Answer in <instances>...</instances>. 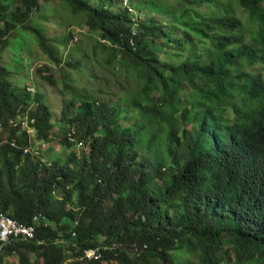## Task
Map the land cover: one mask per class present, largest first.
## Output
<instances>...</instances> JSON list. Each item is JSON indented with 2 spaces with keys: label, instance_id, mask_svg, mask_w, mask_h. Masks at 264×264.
Instances as JSON below:
<instances>
[{
  "label": "trees",
  "instance_id": "obj_1",
  "mask_svg": "<svg viewBox=\"0 0 264 264\" xmlns=\"http://www.w3.org/2000/svg\"><path fill=\"white\" fill-rule=\"evenodd\" d=\"M60 1L97 36L93 51H107L115 79L136 83L135 120L123 126L124 111L79 95L76 116L63 110L71 125L61 126L62 141L68 150L89 143L90 155L72 151L66 164L52 165L32 139H54L53 111L0 65V212L35 228L34 238L3 248L0 264L12 255L16 264H264V71L250 69L264 70V0H238L253 44L227 6L220 18L186 21L174 35L156 17L139 18L134 0V12L124 0ZM41 7L42 0H0V43L32 30L47 50L45 27L33 20ZM196 35L210 39L206 53ZM88 248H101L103 259L80 261ZM182 249L191 259L180 261Z\"/></svg>",
  "mask_w": 264,
  "mask_h": 264
},
{
  "label": "rangeland",
  "instance_id": "obj_2",
  "mask_svg": "<svg viewBox=\"0 0 264 264\" xmlns=\"http://www.w3.org/2000/svg\"><path fill=\"white\" fill-rule=\"evenodd\" d=\"M87 1L96 2L97 0ZM214 1L216 5L213 8L206 0H203V3L197 0H134V8L139 18L142 17L143 20L148 21L151 17H156L160 21V25L165 22L163 23L164 27L171 28L174 35H180L184 32V22H190L193 27L203 18L218 19L225 13L222 7L227 6L231 10L230 14L235 16L239 22L244 23L245 28L241 32L243 39L253 44L254 40L251 34L253 25L249 23L247 13L240 6L239 1ZM33 20L37 26L45 27L48 49L44 50L41 47L35 32L22 30V34L18 38H12L11 45L4 47L0 43V65L9 66L13 72L11 79L15 85L25 88L31 93L39 91L43 95L45 102L53 111L55 126L52 133L54 139L50 143L42 145L41 142H34L33 139L32 142L35 148L40 151L43 160L51 162L52 165L56 160H59L58 162L64 165L72 151L79 154L84 152L86 156H89L91 146L88 143L81 148L75 146L71 150L65 149L61 126L68 127L71 124H64L63 110L66 109V113L69 111L72 116H76L81 111L82 101L79 95H82L91 98L92 101L96 100L108 107H116L120 111H124V116L129 121L125 122L124 117H121L120 123L127 127L132 125L135 120V115L131 112L129 105L130 98L138 88L136 83L124 74H121L118 80L115 79L117 69H113L111 65H105L107 51L100 47L93 51L97 36L88 31L85 23L78 24L77 18L72 15L64 1L42 0V7L35 11ZM215 33L221 34V38L230 36L228 30H216ZM67 36L69 41L66 45L64 40L67 39ZM194 39L199 51L206 53L209 50L211 46L209 38L204 39L200 35H196ZM73 43H77L78 46H72ZM160 57L161 60L168 61V56L165 54H161ZM174 62L176 61L174 60ZM250 69L264 71L259 65ZM94 90H100V95L98 96ZM31 107L33 108L34 104ZM182 108L185 109L186 105ZM27 131L32 134V138L34 136L32 128L28 127ZM6 135L7 133H4L2 138L5 139ZM138 162H145L144 157H139ZM121 195V192H118L115 197L120 198ZM56 196H61V193ZM182 250L185 251V249ZM179 251L181 250L177 248L172 252V255ZM181 256L185 259L180 260L177 256L174 257L180 261L191 259L187 252ZM231 258L234 262L235 256L233 255ZM18 260L17 256L12 255L7 259L6 264H16ZM32 261L35 262V257ZM72 262L73 260L67 264H72ZM113 264L120 263L113 259Z\"/></svg>",
  "mask_w": 264,
  "mask_h": 264
},
{
  "label": "built area",
  "instance_id": "obj_3",
  "mask_svg": "<svg viewBox=\"0 0 264 264\" xmlns=\"http://www.w3.org/2000/svg\"><path fill=\"white\" fill-rule=\"evenodd\" d=\"M124 6L129 7L130 12H134V10L130 7L128 4V0H124L123 2ZM34 119H31L30 122H33ZM10 124L17 126V121H10ZM23 126L28 128L29 125V117L25 116L22 122ZM13 145L14 142L12 143ZM42 215H38L34 217V221L38 220L39 217ZM19 236H25L27 238H34L35 237V228L33 226H27L19 221L9 217L8 215L4 213H0V252H2L3 248L11 243V240L13 238L19 237ZM118 246L115 245V248ZM136 251L138 249L136 248ZM80 261H93V260H101L103 259V252L101 248H88L84 249L83 253L81 254Z\"/></svg>",
  "mask_w": 264,
  "mask_h": 264
}]
</instances>
